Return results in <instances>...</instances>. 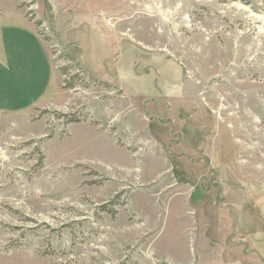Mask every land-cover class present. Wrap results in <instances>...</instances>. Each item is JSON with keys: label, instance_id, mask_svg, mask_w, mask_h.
I'll use <instances>...</instances> for the list:
<instances>
[{"label": "rangeland", "instance_id": "374dc122", "mask_svg": "<svg viewBox=\"0 0 264 264\" xmlns=\"http://www.w3.org/2000/svg\"><path fill=\"white\" fill-rule=\"evenodd\" d=\"M87 2L118 11L109 27L138 61L164 57L196 90L177 82L145 111L141 84L123 81L127 101L87 73L21 0L59 105L30 110L0 65V264H264V0Z\"/></svg>", "mask_w": 264, "mask_h": 264}, {"label": "crops", "instance_id": "0c3cea01", "mask_svg": "<svg viewBox=\"0 0 264 264\" xmlns=\"http://www.w3.org/2000/svg\"><path fill=\"white\" fill-rule=\"evenodd\" d=\"M20 2L14 0L5 18L0 12V47H3L0 48V65L1 73L6 76V89L14 95L26 93L27 100H31H26L30 110L49 105L56 107L59 104H48V97H44L46 89L52 87L53 78L60 90L49 43L38 34L34 22L19 7ZM37 15L53 28L58 41L68 47L87 73L108 85H117L124 95L123 81L141 84L143 93L137 98L145 111L155 113L160 102L167 103L178 89L177 82L187 83V90H196L183 80L182 70L174 62L164 57H144L138 61L140 55L134 53L132 46L127 48L124 39L118 38L109 27L110 18L119 16L117 10L110 14L95 9L87 0H37ZM124 58L126 61L121 63ZM137 64L147 71H137ZM169 77L175 82L169 84ZM5 106L0 105V109L5 110Z\"/></svg>", "mask_w": 264, "mask_h": 264}, {"label": "trees", "instance_id": "16d2710c", "mask_svg": "<svg viewBox=\"0 0 264 264\" xmlns=\"http://www.w3.org/2000/svg\"><path fill=\"white\" fill-rule=\"evenodd\" d=\"M34 24H35V26H36L37 28H39V27L42 25V22H41V21H35ZM38 34H39L44 40H46L45 37H43V33H42L41 31L38 30ZM46 41H47V40H46ZM71 87H72V84L68 85L67 88H71ZM63 117H64V116H63ZM65 118H66V117H65ZM80 121H81L80 119L74 118L73 116H69V118L67 119V122H68V123H78V122H80Z\"/></svg>", "mask_w": 264, "mask_h": 264}]
</instances>
